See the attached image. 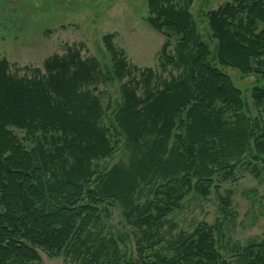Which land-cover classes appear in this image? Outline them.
<instances>
[{"label":"trees","instance_id":"16d2710c","mask_svg":"<svg viewBox=\"0 0 264 264\" xmlns=\"http://www.w3.org/2000/svg\"><path fill=\"white\" fill-rule=\"evenodd\" d=\"M191 2L147 0L148 24L167 36L159 65L179 70L159 82L151 68L127 62L112 34L102 37L112 61L107 76L76 47L45 58L41 68L24 66L23 75L0 60V264H35L39 250L62 254L63 264H231L217 245L216 223L172 233L167 252L139 248L135 257L120 251L122 234L101 236L104 203L118 202L126 221L147 237L177 206L175 185L206 195L213 176L229 177L230 159L246 152L254 176L261 175L257 162L264 171V123L245 115L240 90L213 62L264 76V0H230L208 11L212 52L188 9ZM125 77L112 126L131 144L135 165L106 169L98 162L116 143L102 122L99 97L87 86ZM251 96L262 105L264 88L254 86ZM13 128L33 137L32 145L26 147ZM157 179L164 183L154 187ZM148 184L152 197L137 202ZM233 250L239 264H264L263 241Z\"/></svg>","mask_w":264,"mask_h":264},{"label":"rangeland","instance_id":"374dc122","mask_svg":"<svg viewBox=\"0 0 264 264\" xmlns=\"http://www.w3.org/2000/svg\"><path fill=\"white\" fill-rule=\"evenodd\" d=\"M177 1L181 3L184 0ZM227 1L230 0H192L188 7L211 52L214 51L215 41L208 33L206 13ZM148 15L147 0H0V60L5 59L10 64L11 72L18 68V74L23 75L24 66L41 68L45 58L52 54L63 55L67 47H76L80 49L83 59L95 58L100 72L107 76L112 73V61L102 37L112 34L113 45L123 50L127 62L139 70L151 68L155 72L156 82H159L162 78H168L169 72L176 75L179 70L170 66L165 70L160 67V49L167 36L148 24ZM170 42L168 49L172 52L174 38ZM213 62L230 76L233 85L240 90L246 104L243 110L245 115L258 118L263 124L264 103L257 106L251 93L254 86L264 88V76L244 74L233 67ZM132 75L137 76V73L133 72ZM127 79L113 78L106 83L87 86L99 97L104 110L102 122L110 127L112 140L116 143L113 153L98 162L106 169L116 164L133 170L132 166L135 165L136 155L133 156L131 144L112 126L113 113L122 99L121 85ZM138 94H141V90H138ZM12 131L26 147L32 145L34 138L25 130L13 128ZM49 137L50 134L46 139ZM173 141L171 137L167 142L165 156L170 155ZM237 158L230 159L234 167L229 177L222 178L221 173L213 176L206 195L189 189L187 184L175 185L181 192L174 193L177 206H174L160 230L153 231L147 237L126 221L118 202L102 204L99 210L100 220L104 221L101 236L118 237V234H122L124 242H118L120 251L126 253V257H135L139 248L145 254L167 252L165 241L172 233L191 231L199 222L216 223L218 229L215 230V237L221 254L231 264H239L234 247L264 242V171L262 164L257 162L261 175L254 176V161L247 152ZM163 183V180L157 179L153 185L157 187ZM149 185L143 186L140 197H135L137 202L142 203L146 197H152ZM225 199L227 202H224ZM153 240L155 243L151 247ZM39 254L40 260L35 264H63L67 261L62 254L48 256L42 250H39Z\"/></svg>","mask_w":264,"mask_h":264}]
</instances>
